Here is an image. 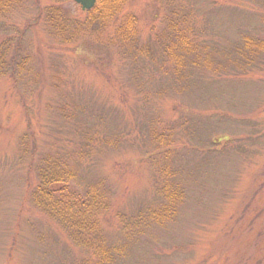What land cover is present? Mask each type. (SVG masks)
<instances>
[{"label": "rangeland", "instance_id": "1", "mask_svg": "<svg viewBox=\"0 0 264 264\" xmlns=\"http://www.w3.org/2000/svg\"><path fill=\"white\" fill-rule=\"evenodd\" d=\"M19 1L0 14L17 67L0 78V264L102 263L31 202L48 157L103 183L113 264H264V51L240 46L264 42V0H118L101 24L69 0L66 44L50 0ZM173 188L175 217L145 225Z\"/></svg>", "mask_w": 264, "mask_h": 264}, {"label": "trees", "instance_id": "2", "mask_svg": "<svg viewBox=\"0 0 264 264\" xmlns=\"http://www.w3.org/2000/svg\"><path fill=\"white\" fill-rule=\"evenodd\" d=\"M50 1L55 6L46 8L45 22L53 29L61 43H71L73 38L81 33V23L66 17L61 8L56 7L58 3L69 0ZM19 2V0H0V14L10 11ZM98 3V6H95L97 8L94 7L92 11L88 12L90 17L87 21L89 24L92 22L102 23L99 18L101 15L103 16L106 6L111 12L110 18L114 17V10L109 6L114 8V5L118 4V0H98ZM130 28H132L130 21L117 28L122 41L129 38ZM240 46L243 47L244 52H249L252 55L264 51V42H256L250 38H244ZM183 47L185 48V46ZM238 50V48L235 49L236 52ZM9 55L8 49H0V78L6 77L7 74L12 76L17 69L15 65L9 63L10 60L7 59ZM10 62L12 63V61ZM24 144L23 140L22 145ZM77 176L76 170L64 161L46 158L36 168V184L30 190V200L48 218L61 225L69 233V237L75 245L87 249L94 247L93 250L96 252L94 254L98 255L100 261L102 260L100 264H113L117 259L124 257L125 248L108 247L101 237L99 218L110 209L107 191L104 189L103 183L80 184ZM163 195L165 198L162 207L155 210L149 209L139 216L142 220L143 217L146 219L145 225L162 227L175 217L177 206L182 201L181 190L179 188H173L172 191L165 189ZM141 225L139 222L134 227L139 229ZM136 232L139 234L141 231ZM134 234L131 232L129 237Z\"/></svg>", "mask_w": 264, "mask_h": 264}, {"label": "water", "instance_id": "3", "mask_svg": "<svg viewBox=\"0 0 264 264\" xmlns=\"http://www.w3.org/2000/svg\"><path fill=\"white\" fill-rule=\"evenodd\" d=\"M76 5L80 6L83 11H90L94 5L96 0H71Z\"/></svg>", "mask_w": 264, "mask_h": 264}]
</instances>
